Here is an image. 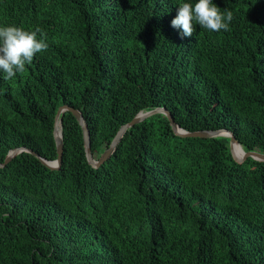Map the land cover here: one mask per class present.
<instances>
[{
  "label": "trees",
  "instance_id": "trees-1",
  "mask_svg": "<svg viewBox=\"0 0 264 264\" xmlns=\"http://www.w3.org/2000/svg\"><path fill=\"white\" fill-rule=\"evenodd\" d=\"M177 3L0 0V25L39 26L48 43L0 78V164L18 148L56 161L66 105L95 160L158 108L264 154V0H214L228 30L191 37L171 26ZM61 119L60 169L29 152L0 168V264H264V162H237L230 137H181L157 114L94 168L76 117Z\"/></svg>",
  "mask_w": 264,
  "mask_h": 264
},
{
  "label": "clouds",
  "instance_id": "clouds-1",
  "mask_svg": "<svg viewBox=\"0 0 264 264\" xmlns=\"http://www.w3.org/2000/svg\"><path fill=\"white\" fill-rule=\"evenodd\" d=\"M177 6L171 26L179 29L183 37H191L195 25L212 32L227 31L233 20V12L227 8L221 11L214 0H178ZM47 48L46 33L39 26L25 29L14 24L0 25V78L14 79L36 54Z\"/></svg>",
  "mask_w": 264,
  "mask_h": 264
},
{
  "label": "water",
  "instance_id": "water-1",
  "mask_svg": "<svg viewBox=\"0 0 264 264\" xmlns=\"http://www.w3.org/2000/svg\"><path fill=\"white\" fill-rule=\"evenodd\" d=\"M66 111L71 112L79 122L84 136V143H85V149H86V155L88 162L91 166L94 168H99L101 165H103L117 150V147L119 143L121 142L122 138L124 137L127 130L134 125H137L141 123L142 121L146 120L147 118L157 115V114H164L170 121V124L175 132L176 135L181 137H201V138H213L218 136H227L230 137V147H231V153L234 157V159L239 162L243 163L248 158H253L257 161L264 162V154H261L259 152H245L244 149L241 147V145L237 142L236 137L234 134L228 130H216V131H197V132H188L184 129H182L174 120L171 113L166 108H158L155 110L147 111V112H141L139 113L131 122L121 127L119 132L117 133L116 137L113 139L110 147L103 153V155L100 157L99 160H95L92 150H91V137H90V131L87 125V122L83 116V114L70 106H62L59 108L56 118H55V129H54V137L57 147V153H58V159L56 161H46L45 159L41 158L39 155H37L35 152L28 150L26 148H18L9 153L7 156L5 163L0 164V168L5 167L9 162H11L18 154L22 152H29L35 156H37L45 165L52 169H60L62 165V159H63V152H64V144H63V137H62V119L61 115L65 113ZM60 128V129H59ZM236 145H239L243 149V154L241 157L237 156L235 153V147Z\"/></svg>",
  "mask_w": 264,
  "mask_h": 264
},
{
  "label": "bare ground",
  "instance_id": "bare-ground-1",
  "mask_svg": "<svg viewBox=\"0 0 264 264\" xmlns=\"http://www.w3.org/2000/svg\"><path fill=\"white\" fill-rule=\"evenodd\" d=\"M235 153H236L237 156L241 157L242 154H243V149L239 145H236V147H235Z\"/></svg>",
  "mask_w": 264,
  "mask_h": 264
}]
</instances>
